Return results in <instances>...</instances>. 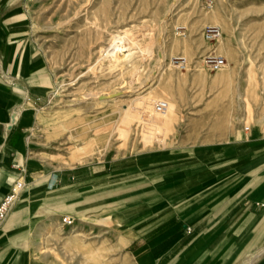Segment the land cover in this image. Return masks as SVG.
<instances>
[{
    "label": "rangeland",
    "instance_id": "1",
    "mask_svg": "<svg viewBox=\"0 0 264 264\" xmlns=\"http://www.w3.org/2000/svg\"><path fill=\"white\" fill-rule=\"evenodd\" d=\"M27 11L54 80L27 132L31 155L44 163L31 179L101 161L112 173L110 207L76 214L71 225L48 214L31 264H140L122 207L112 206L125 201L115 193L135 190L136 202L157 196L173 206L182 198L162 196L153 183L170 172L152 169L191 157L193 146L234 140L244 125L262 126L264 0H27ZM210 25L222 29L218 41L205 39ZM110 45L120 46L121 60L104 52ZM210 54L223 55L226 66L210 71ZM181 55L190 61L184 70L173 63ZM155 100L168 110L150 122ZM203 168L188 169H212Z\"/></svg>",
    "mask_w": 264,
    "mask_h": 264
},
{
    "label": "crops",
    "instance_id": "2",
    "mask_svg": "<svg viewBox=\"0 0 264 264\" xmlns=\"http://www.w3.org/2000/svg\"><path fill=\"white\" fill-rule=\"evenodd\" d=\"M53 86L51 66L31 33L27 0H0V201L16 179L27 184L0 226V264H31L48 214H89L111 200L112 173L103 161L31 179L44 163L31 155L27 132ZM236 135L224 144L193 146L191 157L151 170L171 173L153 183L162 196L182 198L173 206L157 196L136 202L135 190L115 193L125 201L112 206L122 207L130 252L140 264H264L263 123ZM190 166L212 169L195 174Z\"/></svg>",
    "mask_w": 264,
    "mask_h": 264
},
{
    "label": "built area",
    "instance_id": "3",
    "mask_svg": "<svg viewBox=\"0 0 264 264\" xmlns=\"http://www.w3.org/2000/svg\"><path fill=\"white\" fill-rule=\"evenodd\" d=\"M222 36H223V31L219 26L210 25L204 31V37H205V39H207L209 41H218L219 39H221ZM173 63H174L175 67H177L178 69H181V70L187 69L190 65V61H189L188 57L185 55L175 57L173 59ZM204 63L207 66V68L212 72H216V71L223 69L227 64L225 57L223 55H220V54L208 55L207 58L205 59ZM151 104H152V108L150 110L151 115H149V116L151 117L150 122H154L153 119L158 120L159 115H163V113H161L162 110H164V111L168 110V103L164 102L162 100H159V101L155 100ZM139 111H140L139 115L141 118L142 110H139ZM263 127H264V121H263ZM250 128H251L250 125H244V127H243V129L245 131H249ZM159 134H160V132H159ZM162 138H163V136L161 137V139ZM54 184H55V181L51 180L49 185H54ZM26 185L27 184L23 180L22 177L18 178L15 181L11 191H9L0 201V226L5 221V219L9 216V214L12 212L16 202L19 199L21 192L23 191V188L24 187L26 188ZM74 220L75 219L72 216L66 215L63 218V223L65 225H71L74 222ZM190 229L191 228L188 227V230H190Z\"/></svg>",
    "mask_w": 264,
    "mask_h": 264
},
{
    "label": "bare ground",
    "instance_id": "4",
    "mask_svg": "<svg viewBox=\"0 0 264 264\" xmlns=\"http://www.w3.org/2000/svg\"><path fill=\"white\" fill-rule=\"evenodd\" d=\"M119 37V35H114V39H117ZM123 37V36H122ZM120 38V37H119ZM118 49H120V46H114V45H110L109 47L105 48L104 52L106 53H114L113 55H115L117 57V59L121 60L120 55L117 53ZM116 51V52H115ZM108 57V56H107ZM127 57V55H126ZM44 251V250H43Z\"/></svg>",
    "mask_w": 264,
    "mask_h": 264
}]
</instances>
